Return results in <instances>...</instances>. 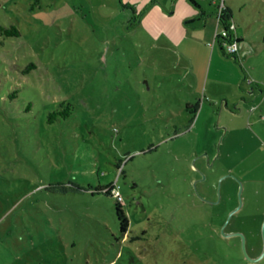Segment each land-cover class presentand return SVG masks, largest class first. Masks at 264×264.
Here are the masks:
<instances>
[{
	"label": "rangeland",
	"instance_id": "rangeland-1",
	"mask_svg": "<svg viewBox=\"0 0 264 264\" xmlns=\"http://www.w3.org/2000/svg\"><path fill=\"white\" fill-rule=\"evenodd\" d=\"M175 4L0 0V264L246 261L226 234L255 242L264 220V0H225L251 49L195 66L159 32L169 21L179 34ZM153 5L169 19L152 24ZM12 25L19 36L3 33ZM208 94L241 103L206 125ZM99 184L120 191L125 231Z\"/></svg>",
	"mask_w": 264,
	"mask_h": 264
},
{
	"label": "crops",
	"instance_id": "crops-1",
	"mask_svg": "<svg viewBox=\"0 0 264 264\" xmlns=\"http://www.w3.org/2000/svg\"><path fill=\"white\" fill-rule=\"evenodd\" d=\"M191 2L196 5L198 9L201 10L199 13L198 10H195L193 6H190L187 2V0H179V4H175L173 8V16L177 17L179 16V22H178V28H179V34L178 31L174 28H171L169 21L162 27L161 30H159L160 33L168 32V37L173 41L181 45L184 41L186 42L184 44L185 49L183 50L184 54L183 56H180V59L184 61L187 65H193L198 63V60L200 56L203 54L204 57H206L209 54H211V61L216 55L218 58H223L222 54L228 55L225 52V48L223 47L222 43L219 40L214 41V31L217 23V16H216V10L211 9L210 7H207L204 3L198 0H194V2L191 0ZM226 5V4H225ZM153 11H155L156 16H152V24L154 20L156 19V23L161 20V18H167L168 16L165 14L163 8H160L156 5L152 6ZM227 10L234 19V14L229 9V6H227ZM151 11V10H150ZM202 13V21H195L198 18H201L199 15ZM138 16H134L135 24L138 20ZM144 20V18H141ZM146 19V18H145ZM169 19V17L167 18ZM185 21H195L190 28V24L187 25L184 22ZM236 22V20L234 19ZM138 22V21H137ZM141 24V21L138 22ZM186 26H185V25ZM237 24V22H236ZM188 26V27H187ZM160 28V27H159ZM193 33V35L196 38H190L188 39V32ZM197 35H200V38L197 37ZM187 38V39H186ZM242 40H246L245 38ZM231 61V60H228ZM211 63V62H210ZM240 86H243L241 82L239 83ZM253 92V89L250 91V94ZM211 98L209 102H202L200 103L201 106H199L198 110V117L197 121L202 117V123L203 124H211L214 123L213 120V112L214 109L216 110L218 107H220L219 111H224V107L230 106V104H233L234 106L240 105L239 101H242L248 97H245V93L240 94L239 101L235 100L232 102L230 100V97L228 95H222L220 97H211L210 94L207 95V98ZM206 98V97H205ZM214 98V99H213ZM215 100V101H212ZM201 102V101H200ZM232 102V103H231ZM247 105V104H246ZM186 109L189 111H196L195 106L191 103L186 104ZM245 178L247 179H253V175L250 173H244Z\"/></svg>",
	"mask_w": 264,
	"mask_h": 264
},
{
	"label": "built area",
	"instance_id": "built-area-1",
	"mask_svg": "<svg viewBox=\"0 0 264 264\" xmlns=\"http://www.w3.org/2000/svg\"><path fill=\"white\" fill-rule=\"evenodd\" d=\"M217 6V25L218 27L222 26V29L215 33L214 41L219 40L228 55L237 57V53L239 51V44L236 40V22L228 12L227 7L225 5V0H219ZM113 194L118 200L122 199V195L118 189H113Z\"/></svg>",
	"mask_w": 264,
	"mask_h": 264
},
{
	"label": "trees",
	"instance_id": "trees-1",
	"mask_svg": "<svg viewBox=\"0 0 264 264\" xmlns=\"http://www.w3.org/2000/svg\"><path fill=\"white\" fill-rule=\"evenodd\" d=\"M194 2V0H192ZM190 22V21H189ZM236 28H237V38L236 40L239 42L241 41L242 39H244V35L242 33H240L239 31V24L237 23L236 24ZM6 35H15V36H19L20 33L18 31V28L14 25L10 26V28H7L4 30V32ZM234 58H237L236 56H234ZM32 66H30L29 64L27 65V67L23 70V72H28L29 70H31L32 68L35 67V64L34 63H31ZM11 98H14L15 94H11L10 95ZM59 106H64V102H60ZM60 114L61 116L63 117H67L70 112H69V108L68 106L66 105L65 106V109H62L61 111H53L49 114L48 116V121L49 122H53V120L55 119L56 115ZM112 185H101L99 184L97 187H96V191H101L103 193H106V194H110V195H113V189L111 187ZM115 197V196H114ZM116 198V197H115ZM115 210H116V215L118 217V219L120 220V226H121V230L125 231L127 226H128V218L123 210V208L121 207V203H120V200H118L116 198V203H115Z\"/></svg>",
	"mask_w": 264,
	"mask_h": 264
},
{
	"label": "flooded vegetation",
	"instance_id": "flooded-vegetation-1",
	"mask_svg": "<svg viewBox=\"0 0 264 264\" xmlns=\"http://www.w3.org/2000/svg\"><path fill=\"white\" fill-rule=\"evenodd\" d=\"M202 169V168H200ZM228 224V223H227ZM226 224V226H227ZM225 226V228H226ZM222 228V226L220 227ZM224 228V230H225ZM233 232H240L239 230L237 231H232V232H229L228 234H231ZM242 233V232H241ZM232 235H238V236H241L239 234H232ZM232 235H227L228 237L229 236H232ZM260 238L257 239V241L255 242H250L248 243L246 240H245V246H246V250L248 252V254L252 257V258H256V257H259L260 254L262 253V250H263V237H262V234L260 232ZM242 238V237H241ZM240 250H241V258L246 260L244 263L242 264H264V254L262 257H260L259 259L257 260H251L249 259L246 255H245V252L242 248V239L240 240Z\"/></svg>",
	"mask_w": 264,
	"mask_h": 264
},
{
	"label": "water",
	"instance_id": "water-1",
	"mask_svg": "<svg viewBox=\"0 0 264 264\" xmlns=\"http://www.w3.org/2000/svg\"><path fill=\"white\" fill-rule=\"evenodd\" d=\"M238 44H239V47H241L243 44H245L248 48L251 49L250 44H249L246 40H241V41L238 42ZM223 177H224V176H223ZM223 177H222V178H223ZM222 178H220V180H219L218 189H219V187H220V184H221V180H222ZM242 186H243V184L240 182V188H239V192H238V193H239V198H240L239 205H238L236 208H234L233 210L230 211V213H229L228 216H227L226 221H225L224 224L222 225L221 230H222V232H224V233H225L224 228H225L226 224L229 222V220H230L232 214H233L236 210H238V209L240 208V206H241V203H242V200H241ZM215 202H217V200H216ZM261 232H262V237H263V250H262V253L260 254V256H259V257H256V258H252V257L248 254V252H247V250H246V246H245V236H244L243 233H241V232H233V233H231V234H226V235H232V234H239V235H241V237H242V248H243V250H244V252H245V255H246L249 259H251V260H257V259H259L260 257H262L263 254H264V220H263V222H262V229H261Z\"/></svg>",
	"mask_w": 264,
	"mask_h": 264
}]
</instances>
